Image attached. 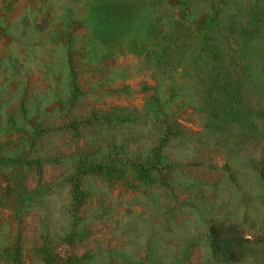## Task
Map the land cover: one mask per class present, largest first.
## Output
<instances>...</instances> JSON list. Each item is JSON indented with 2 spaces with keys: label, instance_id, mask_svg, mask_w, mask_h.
<instances>
[{
  "label": "rangeland",
  "instance_id": "rangeland-1",
  "mask_svg": "<svg viewBox=\"0 0 264 264\" xmlns=\"http://www.w3.org/2000/svg\"><path fill=\"white\" fill-rule=\"evenodd\" d=\"M263 161L264 0H0V264H264Z\"/></svg>",
  "mask_w": 264,
  "mask_h": 264
},
{
  "label": "trees",
  "instance_id": "trees-1",
  "mask_svg": "<svg viewBox=\"0 0 264 264\" xmlns=\"http://www.w3.org/2000/svg\"><path fill=\"white\" fill-rule=\"evenodd\" d=\"M264 163V161H263ZM261 179L264 180V164L262 169ZM213 253L222 260H237L239 259L238 250L234 246L232 238L224 237L216 232H213Z\"/></svg>",
  "mask_w": 264,
  "mask_h": 264
}]
</instances>
